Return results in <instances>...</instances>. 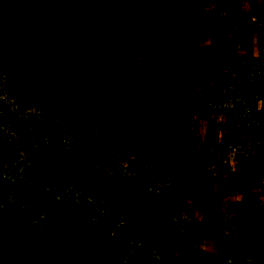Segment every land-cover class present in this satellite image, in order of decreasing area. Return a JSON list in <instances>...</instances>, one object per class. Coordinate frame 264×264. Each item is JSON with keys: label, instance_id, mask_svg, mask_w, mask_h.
Returning <instances> with one entry per match:
<instances>
[{"label": "rangeland", "instance_id": "obj_1", "mask_svg": "<svg viewBox=\"0 0 264 264\" xmlns=\"http://www.w3.org/2000/svg\"><path fill=\"white\" fill-rule=\"evenodd\" d=\"M193 2L201 25L180 43L179 0H0V115L8 152H18L12 166L20 158L27 174L51 173L76 190L80 176L103 178L91 204L132 244L119 254L13 214L20 231L8 242L26 250L7 263L0 240V264H151L158 246L187 264H257L264 0ZM171 24L167 51L158 33ZM53 112L63 115L53 137L35 133ZM198 155L206 168L197 178Z\"/></svg>", "mask_w": 264, "mask_h": 264}, {"label": "trees", "instance_id": "obj_2", "mask_svg": "<svg viewBox=\"0 0 264 264\" xmlns=\"http://www.w3.org/2000/svg\"><path fill=\"white\" fill-rule=\"evenodd\" d=\"M260 22L262 26L259 38L262 42L264 38V21ZM173 58H176L177 62V55L174 54L170 63H174ZM51 117L52 120H50L51 123H48V128H40V132H34L44 137L46 135L53 137L52 132L55 128V121L53 120L56 118L61 119L63 115L53 112ZM1 118H4V116L0 115V240L5 242L4 247L7 244L9 245L3 251L6 262L8 263L9 260L15 263L20 262L22 260L21 256L26 250L25 246H14L11 242H8L10 238H15L14 230L15 234H19L20 231L19 225L15 222L17 218L13 217V214L16 217H24L33 224L45 221L62 224L77 237L83 235L89 243L96 242L100 245L112 246L119 254L131 249L132 244L129 240H121L118 234L117 218L105 213L103 206L99 207L91 204V195L105 191L102 184L104 179L80 176L83 182L79 185V190H76V188H73V184H65L62 179L53 178L51 173L48 174L46 179L42 177V174L41 176L40 174L37 175L38 172L27 174L28 172L20 168L22 162L19 157L15 165L12 166L18 152L16 151L14 155L9 154L7 149L9 128L5 131L2 127L3 121ZM50 124L53 126L51 127ZM130 133L129 135H131ZM204 162L202 155H198L196 162L198 165L197 178L198 174H204L206 168ZM55 171L61 178L64 177V174L71 175L68 168L62 172L58 169ZM114 205L112 204V209H114ZM261 240L264 248V225ZM161 252L160 246L151 248L149 252L151 264L189 263L186 258L183 259L178 256H160ZM124 264L130 263L125 262ZM257 264H264V253L261 256L259 255Z\"/></svg>", "mask_w": 264, "mask_h": 264}, {"label": "crops", "instance_id": "obj_3", "mask_svg": "<svg viewBox=\"0 0 264 264\" xmlns=\"http://www.w3.org/2000/svg\"><path fill=\"white\" fill-rule=\"evenodd\" d=\"M176 10L179 11V15L174 14L175 15L174 19L178 20L179 21L178 23L180 24H185V28L181 30V35H182L181 43H182L184 36H186L187 34L190 35L191 32L194 33L196 32V30L200 28L201 21L199 20L203 18V15H202L203 10H200L199 8L195 7L193 0H179V8ZM173 29H174L173 25L171 24V26H168V30L164 31L162 29L158 33L162 36L163 43H165L167 51H169V49L171 48V45L169 42L167 43L165 42L164 36H166L169 33L171 34L174 31Z\"/></svg>", "mask_w": 264, "mask_h": 264}]
</instances>
